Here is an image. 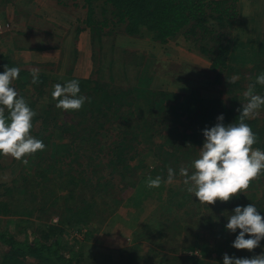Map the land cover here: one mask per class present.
I'll use <instances>...</instances> for the list:
<instances>
[{"label": "trees", "instance_id": "1", "mask_svg": "<svg viewBox=\"0 0 264 264\" xmlns=\"http://www.w3.org/2000/svg\"><path fill=\"white\" fill-rule=\"evenodd\" d=\"M7 1L0 0V4ZM53 1L57 2L60 9L76 8L74 13H78V20L83 25L77 28L78 33L82 28L90 30L94 68L98 64L102 65L100 62L104 54L115 47L119 35L148 36L165 42L178 34L190 39L195 36L206 39L207 34H211L214 44L207 51L212 60V70L220 71L225 67L232 70L227 58L233 39L226 29L232 27L238 17L240 0ZM80 7L85 9L84 16L79 12ZM213 20L218 22V26ZM12 56L11 52L3 53L2 60L7 61L5 64L9 68L20 69L19 78L12 86L36 113L32 120L31 135L42 140L46 149L29 156L28 169L22 166L14 179L3 183L0 196L7 199L0 201V214H37L36 218L42 221L35 226L32 219L15 220V229L23 232L24 238H20L17 232H10L9 227L0 230V242L5 247L0 250V264H84V242L91 240L96 232L93 225L100 221L105 210L109 214V210L113 213L116 208H120L122 189H133L136 192L134 204L141 205L144 196L150 197L152 188L147 186L149 178L159 176L163 185L168 180L169 168L174 170V177H177L185 161L184 168L189 169L199 158L201 148L197 146L205 141L203 130L215 126L220 115L224 117L225 126L239 123L243 102L238 96H233L227 105L219 99L200 98L193 91L184 98L183 101L188 103L183 108L182 104L180 107L176 105L180 100L179 95L152 89L148 79L143 76L139 77L136 87H123L99 77H54L37 70L39 83L33 84L32 73L35 68L31 64L21 65ZM259 66L264 73V60ZM5 68V65L0 66V73ZM258 75L249 85L255 84ZM71 80L79 82V95L88 98L79 111L57 108V100L52 97L56 84L65 85ZM217 80L220 81L219 75ZM240 83L233 81L228 84V88H244ZM255 92L264 97V85L255 84ZM145 99H148V104L144 102ZM42 100H47V103L39 108ZM157 103L158 106L154 107ZM5 114L7 116V110ZM185 116L187 119H183ZM244 122L257 135L258 141L253 147L264 151V106L255 118ZM101 150H104L105 155L101 154ZM150 155L155 165L148 173L145 169V175L144 170L139 174L140 163ZM2 158L5 156L0 155V171L4 168ZM20 165L17 161V169ZM65 186H69L66 188L69 191L59 194L58 191L64 190ZM172 188L169 187L168 195L162 201L169 221L157 231L162 236L168 229H177L178 234L187 226L184 248L192 251L199 249L201 257L187 255L169 259L170 254H167L164 264H207L203 257L210 251L213 240H205L199 229L215 218L218 209L215 204H204L203 210L195 217L185 211L187 217L177 225L170 218L176 213L174 205L186 207L192 194L184 187L179 186L177 190ZM30 200L36 206L33 213L17 211L16 205L21 208L22 201ZM249 204H253L264 216V172L246 192L224 202L221 219L216 223H225V227L217 232L227 248H232L228 254L230 257L251 258L264 254V240H261L260 246L252 252L247 250L243 253L245 256L239 255V250L232 244L240 230L232 233L226 229L228 217L234 209ZM25 208L28 207H22ZM189 209L194 210L192 207ZM72 227L73 233H76L74 241H69ZM28 228H32L35 234L32 240L28 236ZM78 232L83 235V239L76 238ZM158 235L153 234L147 240L155 243L154 246L161 252L178 250L176 247H164L160 240H155ZM245 238L249 237L246 235ZM138 249L137 245L123 248L114 264H157L148 254H140ZM87 259L90 260L89 264H101L99 257L91 255Z\"/></svg>", "mask_w": 264, "mask_h": 264}, {"label": "rangeland", "instance_id": "2", "mask_svg": "<svg viewBox=\"0 0 264 264\" xmlns=\"http://www.w3.org/2000/svg\"><path fill=\"white\" fill-rule=\"evenodd\" d=\"M68 11L70 14L72 11L76 18V23L79 27H82L83 25H81L78 20V13H74L76 8H72ZM79 12L83 13L84 16L85 9L80 7ZM213 21H215L213 23L217 25L218 22L216 20ZM234 22L232 27L229 26V28L226 29L230 32V36L233 39L232 49L227 58V63L230 67L232 66V70L227 67L220 71L212 70V60L209 57L210 53L207 51V48L214 44V39H212L211 34H207L206 39H201L197 36L190 39L184 37L182 34H178L175 37L167 39L165 42L148 36L128 37L126 35H119V37H117L118 39H116L115 47L111 48L110 45L111 50L109 52L107 51L105 53L106 55L104 54L103 61L100 62L102 65L98 64L99 66L95 68L92 66L87 78L99 77L103 81H112L113 85L136 87L139 82V77L141 78L143 76L148 79V85L152 89L179 95L180 100L176 105L180 107L182 104L183 108H185V105L188 103L187 101H183L184 98L189 96L193 91H196L200 98L219 99L227 105L231 103V98L233 96H238L243 102L241 104L243 106L247 103L244 94L250 86L249 82L252 81L256 75L263 72V69L260 70L259 65L264 60V0H240L238 17ZM13 27L14 25L11 21L0 16V34L9 33ZM4 37H6V34ZM12 40L17 46H20V44L28 46L30 39ZM40 40H43L44 46L48 45L47 47L55 45L54 41H56V39ZM35 41L36 40L32 42L34 45L31 46H35ZM39 44H41L40 46L43 45L42 42ZM11 48L12 44L9 39H0L1 67L3 65L9 67L5 64L7 61L2 60V56L3 53L7 54L11 52ZM50 53L51 52H46L48 55ZM73 55L72 51H63L59 56L58 53L56 57L47 56L44 60L31 64V66L34 67L35 70L44 71L54 77H80L84 75V73H80V71H75V74L73 73L75 65L72 59H64V57H72ZM49 58H55V60H49ZM20 63H22L21 65L27 64L21 60ZM71 67L73 68L72 71H70ZM78 74H80V76H77ZM218 75L220 81L217 80ZM233 81H241L240 84L244 88L235 87L234 89H229L228 84ZM254 94H257V92H254ZM45 96L49 97L47 94H45ZM144 102L147 104L149 103L148 99H145ZM46 103L47 100L40 101L41 105L39 108L42 107V104ZM158 103L154 105V107L158 106ZM186 114L189 113L186 111ZM183 119H187V117L185 116ZM204 142L205 141L197 147L202 148ZM101 151L102 154L104 150ZM25 159L28 160L29 156L25 157ZM142 159H144L143 156ZM152 161L153 158L150 155L146 158V161L140 163L141 166L139 167L138 173H143V170L144 175L146 172L148 173L155 165ZM19 162L21 165L17 169V160L12 157L2 158L4 168L0 171V189L4 182H9L11 179L15 178L16 173H18L22 166L28 169V163L24 164L21 161ZM185 165L186 161L183 166L185 167ZM192 165L189 169L187 168L191 171V174L194 171ZM145 169H147L146 172ZM135 179L136 178H133V180ZM184 179L185 177L179 174L177 177H174L172 183L165 182L163 185L160 184L158 188H152L149 192L150 197L145 198L144 196L141 200L142 204L139 206L134 204L135 200H133L136 197V192L131 188L122 189L123 191L120 197L123 201L120 202V208H116L113 213H110L109 210V214L105 210L99 218L100 221L98 220L99 222L93 225L96 227V232H94L91 240L84 242L86 244L84 264H89L88 262L90 260L87 258L91 255L101 258V264H114L115 259H118L123 248L134 247L135 245L139 247L138 250L140 254H148L157 264L166 263L167 254H170V256H168L169 259L173 256L186 257L187 255L201 257V251L199 249L192 251L184 248L187 226H184L178 234L177 229H171L172 231L168 229L163 232L162 236L160 232L157 231L164 223L169 221L167 217L168 214L165 212V205L162 202L168 195L169 187L172 186L174 187L172 189L176 190L179 186L187 189L188 185L184 184ZM67 187L69 186H65L62 191H58L59 194L67 193L69 191L66 190ZM191 194L192 198L187 202L188 204L186 207L181 208V206L172 204L176 208V213L170 216V218L174 220V223L177 225L187 217L185 211H189V214H193L192 217H195V214L203 210L204 204L199 203L198 198H196L193 193ZM6 199L7 198L0 196V201ZM99 202L101 201L99 200ZM21 205V208L16 205L18 212L27 211L33 213V209L36 207L31 200L28 202L22 201ZM215 206L219 213H216L214 216L215 218L206 225L203 224L204 226H201L202 229H199L205 240H213L210 251L203 257L207 264H223L224 254H229L232 249L227 248L223 239L217 232L218 229H223V227H225V223L224 225L216 223L221 219V212L224 211L225 206L224 202L218 200ZM22 207L28 208L22 209ZM188 207H192L194 210L191 211ZM26 215L27 214H22L20 212L16 215L0 214V230L2 231L6 227H9L8 229L11 230L10 232H17L20 238H24L25 235L23 232L15 229V220L32 219L35 226L42 221L36 218L37 214ZM23 226H25V223H23ZM97 227H99L98 230ZM73 230L74 227H72V233L68 236L69 241H74V234L76 232L73 233ZM32 231V228L27 229L30 240L35 237ZM173 231L175 233H173ZM153 234H159L155 240H160L164 247H176L178 250H167L169 253L164 250L161 252L160 249L154 246L155 243H150L147 240ZM75 236L78 239H83L81 233ZM1 243L2 242H0V250L5 248ZM101 250H104V252H101ZM245 252H247V250H239V255ZM110 256L112 257L111 259ZM243 256L245 255L243 254ZM30 260L33 261L34 258L31 257Z\"/></svg>", "mask_w": 264, "mask_h": 264}, {"label": "clouds", "instance_id": "3", "mask_svg": "<svg viewBox=\"0 0 264 264\" xmlns=\"http://www.w3.org/2000/svg\"><path fill=\"white\" fill-rule=\"evenodd\" d=\"M19 75L18 67L6 66L5 71L0 73V155L27 164L25 157L44 151L46 145L31 135L36 113L12 86ZM32 83H39L37 70H33ZM255 84L264 85V73L256 77ZM255 84L250 85L244 94L247 103L240 109L239 123L225 126L224 117L220 115L215 126L203 130L205 142L199 158L193 162V173L189 175L187 168L180 169V175L185 177L184 184L188 185L187 191L193 193L201 204L208 206L218 200L225 203L231 201L246 192L264 172V151L253 147L258 141L257 135L244 122L255 118L264 106V97L254 94ZM79 93V82L71 80L65 85L56 84L52 97L57 100V108L79 111L88 99ZM174 175V170L169 168L168 183L173 182ZM160 184L159 176L147 181L149 188H158ZM226 229L232 233L240 230L232 247L252 252L264 240V216L253 204L237 206L228 217ZM246 235L249 238H245ZM223 264H264V254L236 258L225 253Z\"/></svg>", "mask_w": 264, "mask_h": 264}, {"label": "crops", "instance_id": "4", "mask_svg": "<svg viewBox=\"0 0 264 264\" xmlns=\"http://www.w3.org/2000/svg\"><path fill=\"white\" fill-rule=\"evenodd\" d=\"M0 16L11 21L14 25L9 33L0 34V39H9L11 52L18 62L35 64L44 60L47 56L56 57L60 53L73 52V56L64 57L72 59L75 71L84 75L77 76L87 78L92 69L93 49L90 30L79 28L72 11L60 9L53 0H9L0 4ZM12 39H30L28 46H17ZM40 39H56L55 45L43 44ZM35 41V46L32 42ZM42 42L41 44H39ZM59 43V44H58ZM46 52H51L49 55ZM88 58V60H87ZM55 60V58H49ZM70 69H73L72 67Z\"/></svg>", "mask_w": 264, "mask_h": 264}]
</instances>
